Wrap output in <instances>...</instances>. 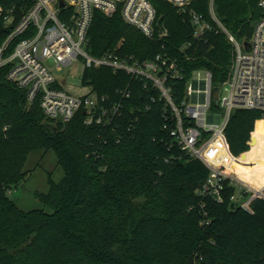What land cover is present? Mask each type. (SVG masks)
Listing matches in <instances>:
<instances>
[{
    "label": "trees",
    "instance_id": "16d2710c",
    "mask_svg": "<svg viewBox=\"0 0 264 264\" xmlns=\"http://www.w3.org/2000/svg\"><path fill=\"white\" fill-rule=\"evenodd\" d=\"M259 1L216 0V18L247 43L263 16ZM150 2L166 36L147 38L120 11L95 12L87 51L139 61L167 54L182 74L170 83L176 103L195 71H210L216 88L226 82L234 45L212 18L210 0H193L183 10ZM33 4L0 0V46L13 26L3 14L12 11L15 24ZM193 14L211 27L199 39ZM7 73L0 70V264H264V199L243 209L231 198L244 191L229 181L223 204L199 195L209 170L163 129L171 111L151 87L109 68L86 69L83 84L120 106L111 126L87 127L83 110L68 123L47 118L40 101L29 103ZM126 90L128 98L117 92ZM226 136L238 158L236 174L264 184V175L248 174L264 168L261 113L234 111ZM51 150L64 178L38 194L43 209L24 212L9 192L27 179L30 155Z\"/></svg>",
    "mask_w": 264,
    "mask_h": 264
},
{
    "label": "built area",
    "instance_id": "2783aa9c",
    "mask_svg": "<svg viewBox=\"0 0 264 264\" xmlns=\"http://www.w3.org/2000/svg\"><path fill=\"white\" fill-rule=\"evenodd\" d=\"M164 1L183 10L193 0ZM215 1L210 0V14L234 45L229 79L219 85L228 86L229 90L222 99L216 97L219 87L214 86L212 73L198 70L187 85L183 101L176 103L170 83L181 79L182 74L176 61L167 54L139 61L116 54L95 57L87 51L95 12L111 16L120 11L125 22L147 38L166 36L168 32L158 21L150 0H34L15 24L12 11L4 13L5 23L13 26L0 46V70L8 68V81L25 91L29 103L38 99L47 118L68 123L83 110L87 127L111 126L120 114V106L117 102L110 103L108 97L100 96L91 87L83 96L69 94L53 71L62 72L81 59L86 69L109 68L116 74L124 73L144 82L171 111L169 116L165 115L163 129L185 154L200 160L209 170L199 195L211 196L223 204L229 181L244 191V195L231 200L242 201V208L250 211L252 201L264 199V186L256 189L238 178L233 170L238 158L231 152L226 130L236 110L257 111L264 121V0L259 1L263 16L254 27L249 47L218 22ZM192 24L198 39L211 29L196 14L192 16ZM117 92L122 98L131 96L129 90Z\"/></svg>",
    "mask_w": 264,
    "mask_h": 264
},
{
    "label": "rangeland",
    "instance_id": "374dc122",
    "mask_svg": "<svg viewBox=\"0 0 264 264\" xmlns=\"http://www.w3.org/2000/svg\"><path fill=\"white\" fill-rule=\"evenodd\" d=\"M85 71L86 66L79 59L69 68L64 69L62 72L53 71V74L61 82L66 92L74 96H83L90 91V88L82 82ZM228 94V86H220L216 97L222 99ZM25 169L29 172L27 179L18 187H14L9 192V197L24 212L43 209L44 206L38 199V194L48 193L51 180L60 183L64 178V170L58 164L57 156L53 150L48 153L43 151L33 152ZM248 174L252 178H263L264 168L250 170ZM241 202L238 201L237 204L239 205Z\"/></svg>",
    "mask_w": 264,
    "mask_h": 264
},
{
    "label": "crops",
    "instance_id": "0c3cea01",
    "mask_svg": "<svg viewBox=\"0 0 264 264\" xmlns=\"http://www.w3.org/2000/svg\"><path fill=\"white\" fill-rule=\"evenodd\" d=\"M251 185V184H250ZM253 188H256V189H259V188H262L264 186V184H261L259 181H258V184L257 185H251Z\"/></svg>",
    "mask_w": 264,
    "mask_h": 264
},
{
    "label": "water",
    "instance_id": "95a60500",
    "mask_svg": "<svg viewBox=\"0 0 264 264\" xmlns=\"http://www.w3.org/2000/svg\"><path fill=\"white\" fill-rule=\"evenodd\" d=\"M245 47H249V43H245ZM215 105L217 106L218 105V100L215 101ZM245 155H243L242 157H244Z\"/></svg>",
    "mask_w": 264,
    "mask_h": 264
},
{
    "label": "bare ground",
    "instance_id": "6f19581e",
    "mask_svg": "<svg viewBox=\"0 0 264 264\" xmlns=\"http://www.w3.org/2000/svg\"><path fill=\"white\" fill-rule=\"evenodd\" d=\"M238 178H239L241 181L245 182L246 184L250 185V183H248V182L245 181L244 179L240 178L239 176H238ZM251 185H252V184H251ZM251 185H250V186H251Z\"/></svg>",
    "mask_w": 264,
    "mask_h": 264
}]
</instances>
